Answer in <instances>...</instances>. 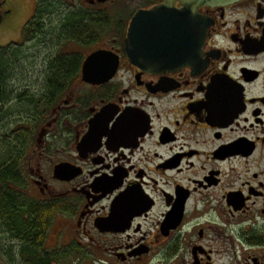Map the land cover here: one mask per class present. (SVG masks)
<instances>
[{"label": "flooded vegetation", "instance_id": "flooded-vegetation-1", "mask_svg": "<svg viewBox=\"0 0 264 264\" xmlns=\"http://www.w3.org/2000/svg\"><path fill=\"white\" fill-rule=\"evenodd\" d=\"M30 3L15 46L35 44L42 72H71L41 80L53 95L16 155L14 189L45 208L44 245L55 239L40 254L51 264H264V0L199 6L187 21L176 1L162 25L137 16L161 0H68L61 21L76 9L92 22L75 31H49L50 3ZM98 50L115 70L83 80ZM0 235L7 264H25L24 241Z\"/></svg>", "mask_w": 264, "mask_h": 264}, {"label": "rangeland", "instance_id": "rangeland-1", "mask_svg": "<svg viewBox=\"0 0 264 264\" xmlns=\"http://www.w3.org/2000/svg\"><path fill=\"white\" fill-rule=\"evenodd\" d=\"M4 1V11L6 12L2 16V21L0 23V47H6V53L9 59L14 55H17L14 58L11 64V75L12 78L10 80L4 79L6 90L9 92V95L6 99H11L12 96H15L16 93L20 90L24 92L26 90H39L40 82L44 78V73L40 70V62H39V54H35L34 49L36 47L35 44H28L25 47L21 46V49L27 48L31 50H22L20 51L15 44L19 43L21 31L25 23L27 22L28 14L24 12V10H20L19 7L29 6L30 0H3ZM34 1V0H33ZM50 3V7L47 9L49 11V19L48 30L55 31V25L60 24L63 15L69 14L71 9V5L68 3V0H47ZM33 5V3H32ZM69 11V12H67ZM77 12V13H76ZM78 14V11L74 9L73 14ZM80 15V14H78ZM77 15V16H78ZM80 28H85V25L79 26ZM61 32V29H58L57 32ZM63 32V31H62ZM112 33V29H110ZM109 33V32H108ZM101 35V34H100ZM16 44V45H17ZM14 45V46H11ZM70 50H76L77 48L74 46H68ZM14 89V93H13ZM13 93V94H12ZM12 103H15L13 101ZM16 105V104H15ZM7 106V105H6ZM5 106V107H6ZM14 105H12L13 107ZM24 106V107H23ZM12 107H6V114L4 119H0V164H7L10 161H13L12 158L15 157L19 153L20 144L25 139L22 135L24 134L25 129L29 132V123L28 119L32 117L35 109H31L25 106V104H21V106L12 109ZM25 109V110H22ZM28 109V110H27ZM33 135V131L30 133ZM26 137H28L26 135ZM30 138V137H29ZM10 150L9 154H11L10 158H6L7 152ZM5 159V160H4ZM18 172V168H17ZM7 184L4 185V188L7 189ZM27 191V188H25ZM23 192V191H21ZM1 225V223H0ZM3 227V225H1ZM0 226V227H1ZM4 236L12 237L10 234H4ZM41 248L40 251L45 253H49L55 247V239L50 237L49 241L45 242V233L42 235ZM7 238H4L0 235V241H6ZM19 241L15 242V245H20ZM2 244H0V264H7V261L2 258ZM16 247V246H15ZM49 251V252H47ZM9 254V252H6ZM28 259V258H27ZM15 264H19L15 261Z\"/></svg>", "mask_w": 264, "mask_h": 264}, {"label": "trees", "instance_id": "trees-1", "mask_svg": "<svg viewBox=\"0 0 264 264\" xmlns=\"http://www.w3.org/2000/svg\"><path fill=\"white\" fill-rule=\"evenodd\" d=\"M1 7H2V3H0V8ZM47 8H49L47 5H43V9L45 11H47ZM77 15L78 14L75 13L73 14V16L68 17L66 21H60L59 26L65 27V30H67L66 25L70 26L71 24L73 31H75V27L77 28L79 26H82V24H84L85 27H89L92 25L91 20L79 21L77 19ZM45 31L46 30L42 28L41 33H45ZM39 32L40 30L37 29L34 33L37 34ZM26 36L32 37L33 35H26ZM5 48L6 47H0L1 118L4 119L5 117L6 109H7L6 107H12V105H14L12 109H15L16 107L21 106V104L22 105L25 104V106L30 108L29 110L27 109L28 111H31V109L33 110L35 109L34 111L35 113L38 110L39 103L43 102L44 104L45 102L48 101L50 95L51 96L53 95L54 87L45 86L41 92H39L41 87H39V90L36 91H33L34 90L33 89V90H26L24 92H21L19 90L15 96L11 97V99H6L7 96L9 95V92L6 90L4 79L7 78L6 80H10V78H12L11 64H14L12 62L15 61L13 59L16 58L17 55L15 56L13 55L9 59L8 56L11 55H8L6 53ZM70 73L71 72L64 70L63 71L51 70L48 71V73L46 72L44 73L45 75L44 79H52V78L60 79L61 76L65 77L67 75H70ZM13 93H14V89H13ZM13 101H15V103H12ZM9 152L10 150L7 152L5 159L7 157L8 158L11 157L12 153L9 154ZM12 160L13 161H10L7 164H2L4 161L0 164V223L1 225H3V227L0 225L1 226L0 231H2L4 234L10 233L16 240L24 241V243L26 244L25 247L26 250L23 253L25 264H51V256L49 257L47 254L45 255L40 254V252L38 251V248L41 247V242L39 241L41 240L40 238L44 231L43 228H41L39 225H41L44 222L41 214L45 213V208L43 206L37 208L39 206H37L33 202L29 204L26 198L23 197L22 193L14 189L16 184H19V180L17 178L18 173L16 168L17 157L16 156L13 157ZM7 183L8 185L6 189L4 188V185ZM25 215H28V219L24 218ZM36 255L43 256L44 261L40 260V262H32L30 258H33Z\"/></svg>", "mask_w": 264, "mask_h": 264}, {"label": "water", "instance_id": "water-1", "mask_svg": "<svg viewBox=\"0 0 264 264\" xmlns=\"http://www.w3.org/2000/svg\"><path fill=\"white\" fill-rule=\"evenodd\" d=\"M164 5L158 8H154L148 12L140 13L138 18L150 19L154 23L164 24L165 16L173 15L170 11L173 10V4L176 1H179L185 7V18L186 21L189 20L195 12L196 7L203 5H227L238 0H163ZM164 13V14H163ZM189 17V18H188ZM188 25V23H187ZM135 31V22L133 18L129 23L127 29V36L125 39L126 43V53L131 62H133V55H136L133 52V32ZM201 41L203 44L204 37L207 33V26L205 22L201 23ZM199 35V34H198ZM149 39H165L167 35H147ZM186 38V35H184ZM150 45L149 47H153ZM160 48H164V45H158ZM199 47V46H198ZM141 55V54H140ZM137 56L139 54L137 53ZM116 67V62L112 60L109 56V53L106 51H95L91 53L83 62L82 68V79L86 81L90 80H105L112 76Z\"/></svg>", "mask_w": 264, "mask_h": 264}]
</instances>
